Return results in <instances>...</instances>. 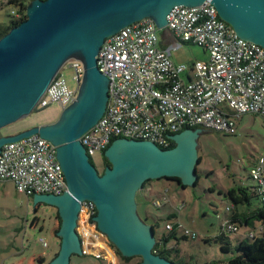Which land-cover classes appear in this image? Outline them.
Segmentation results:
<instances>
[{"label":"water","instance_id":"obj_1","mask_svg":"<svg viewBox=\"0 0 264 264\" xmlns=\"http://www.w3.org/2000/svg\"><path fill=\"white\" fill-rule=\"evenodd\" d=\"M205 0H32L27 18L0 38V128L30 114L70 58L84 64L78 97L58 120L17 133L0 135L5 143L38 133L57 146L67 190L35 194V203L59 207L63 216L59 252L51 264H70L83 255L76 215L83 200L95 203L93 217L124 256H141L143 264H175L153 251L155 230L140 217L136 193L146 179L178 177L183 185L197 180L196 138L201 129L166 133L175 146L164 149L149 140L116 138L104 156L111 162L102 174L79 137L95 125L108 102V79L97 64L105 38L141 18L151 17L165 29L166 15L175 4L200 5ZM219 16L244 40L264 47V0H210Z\"/></svg>","mask_w":264,"mask_h":264},{"label":"built area","instance_id":"obj_2","mask_svg":"<svg viewBox=\"0 0 264 264\" xmlns=\"http://www.w3.org/2000/svg\"><path fill=\"white\" fill-rule=\"evenodd\" d=\"M166 19L168 38L159 33L151 17H144L102 43L97 64L110 79L108 102L99 121L79 137L90 159L104 155L116 138L149 140L164 148L173 141L166 133L174 135L196 127L232 134L242 114L264 117V47L240 38L210 0L192 6L175 4ZM186 42L203 46L209 54L207 60L194 62L188 79L183 76L188 67L171 58L172 51ZM70 59L77 87L70 88L59 72L35 108L57 102L65 109L76 101L85 69L80 59ZM250 176L264 193V155L251 167ZM0 180H11L27 197L59 195L67 190L57 146L38 133L4 144ZM167 201L161 195L156 205ZM96 214L95 203L83 200L76 227L82 252L101 259L102 264H117L111 241L93 219ZM222 227L223 231L238 230L226 219ZM184 234L191 238L198 235L189 229H184Z\"/></svg>","mask_w":264,"mask_h":264},{"label":"rangeland","instance_id":"obj_3","mask_svg":"<svg viewBox=\"0 0 264 264\" xmlns=\"http://www.w3.org/2000/svg\"><path fill=\"white\" fill-rule=\"evenodd\" d=\"M7 2L8 0H0V7L3 8V4ZM9 10L15 12L17 8L6 5L0 9L2 22L10 21L11 18L6 14ZM165 31L166 29L162 28L159 33L163 34ZM208 57L209 54L203 46L191 42L183 43L171 53L175 63H184L188 67L183 73L186 79L194 62L207 60ZM60 75L70 88L77 87L71 59L63 64ZM62 111L61 105L57 102L45 107H36L24 118L0 128V133L55 122ZM196 153L199 162L196 165L197 181L194 184L183 187L176 180L164 178L150 181L145 189L137 193V211L144 220L147 212L150 218H161L156 227V236L165 232L163 218L171 211L177 213L175 221L179 223L177 229L179 241L173 238L170 243L172 246H175V242L180 243V253L174 257L175 261L181 264H207L213 261H216V264H226L232 252H223L220 242H217L215 237L221 233V225L228 214L226 207L234 206V203L219 191L238 184H253L250 169L259 156L264 155V117L254 113L242 114L237 118V130L232 134L201 129L196 138ZM104 160L100 154L92 157L93 164L100 172ZM211 187H214V190H211ZM1 191L3 196H0V248L5 246L4 243H15L14 249L24 247V250H21L24 255H27L30 249L49 253L57 248L61 240L57 234L60 230L59 218L57 211L52 207L55 205L42 202L36 206L34 199L18 192L13 184L1 188ZM158 193L168 198V202L160 207L156 205L161 198ZM252 202L255 203L256 199L253 198ZM237 207L239 210L244 208L243 204H238ZM184 229L195 231L197 237L182 238ZM224 231L228 233L233 245L237 244L238 239L258 232L257 228L246 226H239L236 232ZM5 250L0 249V260L3 258L0 264H17L10 257H5ZM116 261L117 264H123L119 256ZM138 261L139 257L133 256L127 264H137ZM72 262L98 264L99 260L87 254L73 256Z\"/></svg>","mask_w":264,"mask_h":264},{"label":"trees","instance_id":"obj_4","mask_svg":"<svg viewBox=\"0 0 264 264\" xmlns=\"http://www.w3.org/2000/svg\"><path fill=\"white\" fill-rule=\"evenodd\" d=\"M30 1L32 0H8L7 3L3 4V8L6 5L17 8V11L15 12H18L21 16L19 18L16 17L13 10V12L9 10L6 13L11 19L8 22H2L0 20V38L13 26L18 25L27 18V6ZM3 8L0 7V9ZM190 128L196 129V127ZM174 146L175 141H171L170 145L168 147H164V149H170ZM103 157L107 161V158L104 155ZM168 179L176 180L183 187H186V185H183L179 181L180 179L178 177H168ZM210 189L214 190V187H211ZM219 192L230 198L234 203V206H232L230 210H227L228 214L225 216L228 224H234L237 227L246 226V228H257L258 231L257 233L248 234L238 239L237 244L233 245L228 233L222 230L223 227L221 225V233L216 236L215 239L217 242H220V248L223 252H232V256L226 264H264V193L259 191L254 182L252 185L238 184L237 186H231L227 189L220 190ZM253 198L256 199L255 203L252 202ZM165 204L166 203H163V205ZM238 204H243L244 208L239 210L237 207ZM176 217L177 214L175 212H170L165 218H163L165 220V232L156 236V243L153 247V251L174 261L175 264H181L180 262L175 261L174 258L179 256L180 243L175 242V246L170 244L173 241V238H177L179 241L177 236L179 223L178 221H175ZM147 218H150L149 212L145 215V219ZM150 220H152L151 224L154 227L155 235H157L156 227L159 225V220H161V218L152 217ZM167 223L171 224V228L166 227ZM56 231L57 230H55V232ZM181 237L188 238L187 235L184 234V230ZM110 244L115 249L117 256H119L123 264H127L132 260L133 256H124L112 242ZM138 257L139 261L137 264H142V257ZM207 264H216V261Z\"/></svg>","mask_w":264,"mask_h":264},{"label":"crops","instance_id":"obj_5","mask_svg":"<svg viewBox=\"0 0 264 264\" xmlns=\"http://www.w3.org/2000/svg\"><path fill=\"white\" fill-rule=\"evenodd\" d=\"M168 34H169V32L166 30L161 35H163L165 38H168V36H169ZM19 131H21V130L13 131L10 133H0V135L13 134V133H17ZM9 184H13V186L15 187L14 183L11 180H0V196H3L1 188H4ZM158 195H160V193H158ZM162 206H163V204H162ZM171 212H174V211H171ZM146 220H147V223H148V221L150 222L148 224H151L152 220H150L149 218L145 219V221ZM4 244H5V246H2L0 249H3V248L6 249L4 252L6 255L5 257L6 258L10 257V259H13L14 262H17V264H51V263H53L54 258L56 257L57 253L59 252L61 241L59 242L57 248H54L49 253H47L45 251H38L35 249H30V250H28L27 255H24V253H21V250H24V247H21L20 249L19 248L14 249L15 245H16L15 243H10V244L4 243ZM85 255H87V254L79 255L77 253H73L71 255L70 264H73V262H72L73 256H85ZM88 255H92V254H88ZM2 260H3V258L0 260V262ZM98 260H99L98 264H102V260L101 259H98Z\"/></svg>","mask_w":264,"mask_h":264},{"label":"flooded vegetation","instance_id":"obj_6","mask_svg":"<svg viewBox=\"0 0 264 264\" xmlns=\"http://www.w3.org/2000/svg\"><path fill=\"white\" fill-rule=\"evenodd\" d=\"M91 161H92V159H90ZM110 166H112V164H111V162L107 159V161L106 160H104L103 161V168H102V171L100 172L99 170H98V168H97V170H98V172H99V174H102L103 172H104V170L107 168V167H110ZM162 178H164V179H168V177H166V176H162V177H160V178H156V179H162ZM156 179H153V178H148V179H146V181L143 183V187L142 188H140L138 191H137V193L139 192V191H142L143 189H145V186L147 185V183L148 182H150V181H154V180H156ZM137 193H136V196H137ZM27 197V196H26ZM29 197H31L32 199H35V195H32V196H28V198ZM42 202H37V203H35V205L37 206L38 204H41ZM53 205V204H52ZM52 207H54L55 208V210L57 211V216H58V218H59V223H60V225H61V223H62V220H63V216L60 214V210H59V207H55V206H52ZM80 213H81V207H80V209L78 210V212H77V217H76V222H78V219H79V215H80ZM77 226V225H76ZM156 236V235H155Z\"/></svg>","mask_w":264,"mask_h":264}]
</instances>
